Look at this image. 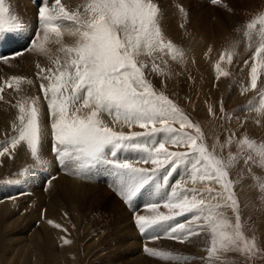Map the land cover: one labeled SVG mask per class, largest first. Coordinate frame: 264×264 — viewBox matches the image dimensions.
<instances>
[{
    "label": "snow or ice",
    "instance_id": "snow-or-ice-1",
    "mask_svg": "<svg viewBox=\"0 0 264 264\" xmlns=\"http://www.w3.org/2000/svg\"><path fill=\"white\" fill-rule=\"evenodd\" d=\"M207 3L228 13L234 11L225 0ZM37 7L39 28L34 38L27 37L28 48L10 56L0 55V60L8 64L28 52L48 57L51 66L36 65L42 98L23 97L13 105L18 110L13 135L0 145V156L11 155L10 150L19 145L30 153L41 173L52 167L41 155L44 136L41 104L46 103L56 168L83 181L107 172L111 177L109 187L133 213V222L146 239L163 237L184 244L192 243V238L202 232L207 233L210 237L207 256L200 257L205 264H224L227 253L239 254L247 264L264 255L255 237L249 239L244 234L241 207L234 190L243 177L230 178L231 169L242 160L264 198V178L253 172V166L264 169V142L249 138L247 118H235L236 130L225 128L223 122L231 121L232 114L225 111L223 102L219 116L209 105V115L227 132L217 154L215 144L209 149L200 123L166 94L173 73L167 58L177 65L186 64V52L166 35V12L159 0H84L75 9L61 0H48ZM172 7L178 15L179 28L191 35L190 11L178 0ZM237 31L242 32L249 48L256 44L249 77L250 88L257 89L264 70V11ZM24 32L19 17L6 6L5 0H0V43L25 38ZM65 34L74 43L65 44L62 39ZM52 45L58 46L56 52L63 53V57H53ZM211 51L209 47L208 52ZM234 54H220L213 65L217 79L230 75L222 69L221 62L227 59L231 64ZM149 75L161 78L160 88ZM25 80L12 76L5 86L19 94ZM36 81L27 79L26 83L35 86ZM3 91L4 87H0V92ZM244 91L248 89H242V94ZM257 111L264 119V108ZM105 114L111 118V125L102 118ZM256 123L261 124V120ZM137 128L140 130H133ZM168 146L176 150H169ZM128 153L134 158H129ZM121 154H125L123 159ZM180 168L184 170L181 178L167 192L169 181ZM53 179L47 180L49 186ZM189 182L192 187H182ZM142 196L149 197L142 207L150 214H140L141 205L134 203ZM161 207L169 212L159 211ZM225 209L231 210L234 219L225 214ZM185 215L189 217L186 223H173ZM47 223L67 231L53 220ZM60 239L63 245L72 243L63 236ZM144 252L182 264L196 259L147 246Z\"/></svg>",
    "mask_w": 264,
    "mask_h": 264
},
{
    "label": "rangeland",
    "instance_id": "rangeland-1",
    "mask_svg": "<svg viewBox=\"0 0 264 264\" xmlns=\"http://www.w3.org/2000/svg\"><path fill=\"white\" fill-rule=\"evenodd\" d=\"M180 1H182L181 2L182 5L186 9H188L191 13L190 14V24L188 25V28L191 27L194 20H196L197 18H200L199 20L202 23H200V25H199L200 27L199 26L197 27L198 29H201L202 25H203V29H206L204 27L209 28V26L212 29L211 30L209 28L208 29L209 31L206 30L205 31L206 34L213 35L214 34V32H213L214 28L219 27L220 29H222L221 27H227L228 29L226 31H229V32H227V33H229V35L227 34L226 42L224 41L223 44L220 46V48L218 47L214 52L211 51L210 53L208 52L209 48L205 47L204 41L201 40L204 37V33L202 34L203 36H201V38L199 37L201 40V41L198 40V41H200L199 43L195 39L191 40L192 41L191 47L193 46V43H194V45H197V46H193V48H192V49H194V52L198 51V49L201 48V46H202L201 49L204 50L202 52L203 57L197 58V60H198V66L197 67L194 63V60L191 57V54H190L191 52H187L188 47L185 48L182 46L181 43H177L179 46L184 48L185 52L187 53L186 55L188 58H186V64H180V65H177L174 62H171L170 58H167L169 60V63L172 64L173 73L171 75V78L168 81V88H167L166 94L169 95L170 98L176 100V102L178 104H180V106L182 108H184V110L191 117H193L197 122L200 123L201 128L205 133L206 143L208 144L209 149L211 150L212 146L215 144L217 154H220L221 150L219 148V144L223 143L224 139L227 137V132L222 130L220 127H218L219 122L216 121L213 117H211L209 115L208 110H207L209 105H212L215 108L217 116H219L220 115L219 106H220L221 102H223L225 111L227 113L232 114L233 119L231 121L226 120L223 122L225 128L231 127L233 130H236L237 129V123H236L235 118L239 117L241 120H245V118H247L246 119V131H247L249 138L256 140L257 143L264 142V127L261 126L262 124H264V121L262 118H261L262 120L260 119V113L257 111V109L264 108V96L261 95V92H264V70L261 71L260 77L258 78L257 89H251L250 88L249 73H250V67H251V63H252L251 57L255 51L256 44H253V46L251 48H249L247 46L248 43H246V38L243 37L242 32L237 31V29H240L242 25L246 24L247 21L252 19L251 17H254V16L258 15L260 12L264 11V8L258 7L260 9L257 8L256 9L257 11L255 10V12L249 17L250 19H248L247 17L243 19V18H240L241 16H243V14L238 13L239 11L235 7L238 0H233V1L227 0V2H226V3L229 2L228 3L229 6L234 10L233 13H228L223 8L220 9L219 7H214L212 5H208L207 3L206 4L201 3V5H200V3H198V2L196 3V4H198V5H196L197 7L195 6V8L197 10L192 13L191 10H194V9H189V7L187 8V5L184 3V0H180ZM174 3H175V1L170 0L169 3H167V4L172 7V5ZM6 6H8V4H6ZM169 7H168V9H167V6L165 7L167 10H169V9L171 10V11L169 10V12L166 9H164L167 12L166 15L168 17L171 14H173L175 16L173 18H174L175 23H176V21L178 19L177 15L175 14L176 10H172V9H174V7H172V9H171V7L170 8ZM205 9H207V10H205ZM246 12H248V10ZM169 13H171V14L169 15ZM198 13H200V14L197 16L196 14H198ZM206 14H209L210 19H209L208 15H207L208 17L206 16ZM194 16L197 18H195ZM167 17L165 18V20L167 19ZM191 17H193V18H191ZM206 18H207L208 24L205 22ZM203 19H205V21H203ZM245 19H247V21ZM213 21L215 23H212ZM245 21H246V23H245ZM177 22H179V20ZM204 22H205V26H204ZM189 33H191V32H189ZM191 34H194V33H191ZM187 36L191 37L190 35H187ZM174 43H176V42H174ZM203 43H204V45H202ZM230 44H231V46H230ZM233 45H235V47H233ZM198 46H200V47L197 48ZM211 49H212V47H211ZM222 52H234L235 54L233 56V61L231 64H229L227 62V59H225L224 61L221 62L222 69L228 71L230 73V75L227 77H220L219 79H217L213 65L217 61H219L220 54ZM206 53H207V55H206ZM160 55L163 56V54H160ZM17 58H19V59L17 60ZM202 59H203V61H201ZM245 61H248V64H245ZM157 62H161V61L158 59ZM27 65H28V58L26 56L16 57V58H14L13 61L10 60V62L8 64H5L4 61H0V76L4 79L3 84H5V81L10 79L12 76H20L21 73L26 69ZM26 77H27V75H26ZM149 79L152 80L153 84L157 88L161 87V78L160 77L155 76V75H149ZM26 80H27V78H26ZM0 81L2 82L1 78H0ZM23 84L21 85V88L22 87L23 88H22V92L20 94H18L16 91L14 93L13 92L14 88H11L9 90V88H5L4 85H0V87H4V91L0 92V94H1L0 96L3 97V99H0V107H1L0 111H2L4 113L3 114L0 112V134H1V132L3 133V131L5 132L6 128L4 127V123L7 122V120L9 119L8 113L6 112L5 109L7 107L10 109L15 108V107H13V105L15 104L13 102H15V101L17 102V100L22 99V97H26L25 94L27 93V85L25 83H23ZM244 88H247L248 91H244L242 94V89H244ZM228 93L230 95H228ZM231 93H232L233 97L229 98L231 96ZM13 94H14V96H12ZM28 94H29V91H28ZM8 95H10V97ZM15 95H16V97H15ZM23 95H25V96H23ZM19 97H21V98H19ZM239 97L241 98V100H236ZM12 98L13 99L18 98V99L13 100ZM8 99L9 100L12 99V100L9 101ZM234 100H236V101H234ZM5 103L9 104L10 106H5L6 105ZM45 107H47V105H44L43 111L45 110ZM43 111H42L41 121H42L43 129L46 130V124H47V122L50 123V121H49L50 118H48L49 120L47 119L46 123H45V120H43V118H44V112ZM257 114H259V116ZM102 118L105 120V122H107L111 125V118L110 117H108L105 114V115H103ZM257 120H261V124L256 123ZM176 127H178V125ZM2 128H4V129H2ZM117 130H120V129H117ZM123 130L126 132L128 131L127 128H124ZM133 130L138 131L140 129L137 128V129H133ZM50 131L51 130L49 129V132H47L46 134L44 133V136L42 139L44 149L41 152V155L46 160L50 154H51L50 156H52ZM8 132L9 131L6 130L5 133H8ZM0 136H2V137H0V145H4L3 142L6 141V138L8 136L2 135V134ZM168 147H169V150H176L171 146H168ZM0 150H2L1 147H0ZM181 150H183V149H181ZM232 151L233 152L236 151L235 146H233ZM129 154H130V158H134L133 154H131V153H129ZM225 154H226V152H225ZM124 155L125 154H121V159L124 158ZM10 157H11V155H10ZM32 159L33 158L30 157V161L28 163H30ZM7 160H9V157L6 159V163H7ZM12 163L13 162H11L10 165ZM183 171H184L183 168H180V170L178 169L177 172L174 173L173 178L169 181V187L166 189L167 192H170L171 191V185L175 184L181 178ZM253 172L255 173V175L257 177L264 178V169L253 166ZM7 173H8V171L5 174L8 175L9 173L8 174ZM63 173L64 172H62L61 174H63ZM99 175L101 177L99 176V178H98V174H97V175H95L97 177H93L91 181H83V180H78V181L86 184V186L90 185V187H96V185L100 186V187H97V188H100V190H101L98 193L105 194V192L103 191V190H105L114 197V200H111L112 203H111V201H109L107 203L108 205L106 204L103 207H98V208L96 207V209H98V210L95 209V210L90 211L91 209H93V207L91 209H89L87 211V214H86V220L88 221L87 226H81L82 223H73L72 221L70 222L73 225L70 224L69 225L70 229H68V232L67 231L64 232V234L65 233L67 235L70 234V237L67 236V239L69 237L70 240L72 241V243L69 244V246L76 244V249H75V252H73V253H65L64 260L62 259V262H63L62 264H111L114 261L115 262L117 261L118 264H120V263L122 264V261H121L122 258L120 257L119 253L115 252V249L121 247L122 246L121 244L123 243V242H120V241H122L121 240L122 238H121V236H119L120 234L117 232V230L115 228V219L116 220H118V219L119 220H126V218L123 217L121 214H115V213H116V210H120V209H117V208H119V205H120L121 209L123 208L126 212H128L130 222H132L131 223V226H132L131 230H134L135 226L133 225L134 222L132 219L133 213L128 209V207H126L121 202V200L113 193L112 189L109 187V184L111 183V178H109L110 176L108 175V173L107 172H100ZM105 175H107V176H105ZM54 176L55 175L52 173L51 174L49 173V175H48L49 179L51 177H54ZM70 176H72V175H70ZM238 177H243V179H240L239 182H237L235 184L234 190L237 194V198L239 200L240 207H241V219H242V222L244 224V234L249 239L255 237V239L258 243V246L261 249H264V198H262L260 195L258 183L248 176L247 169L243 165L242 160L230 171V178L231 179L237 180ZM55 178H57V176ZM47 180L43 179L41 182L36 183L37 187L34 186L33 183L31 185V183H27L24 181L21 185H19V187L23 186V188H22V189H24V190H22L23 194L22 193L19 194V190L16 189L15 194L17 193V195H15V197H14V198H16V200L13 199V202L14 201L17 202L16 203L17 207L15 209L13 208L11 213L12 212L14 213V214L12 213L13 214L12 218L19 220V223H18L19 226L16 225L17 230H20L22 228L23 229H25V228L29 229V225H32V227H31L32 229L27 231V233L29 235V234L33 233L36 229H39L40 227H42V225L45 226V224L47 222H43L44 218L46 221L49 219L51 220V217L47 214L48 213L47 212L48 211L47 210V203L49 202L48 200L51 197H53L52 193H54L53 192L54 187L58 186V183H56V184L54 183L52 186L50 184V186H49L47 183ZM7 181L10 182L11 180H7ZM52 181L53 180H51V182ZM160 183H163L162 179H161ZM29 185H30V187H29ZM182 187L190 188V187H192V185L189 182L187 185H182ZM13 188H16V186ZM36 188H37V190H36ZM38 190H39V192H38ZM35 191H37V192H35ZM95 193H96V191H95ZM22 196H24L25 198H22ZM19 197H20V199H19ZM147 199H149L148 196L145 197V200H147ZM17 200H19V201H17ZM35 200H37V201H35ZM143 201L144 200L140 197V199H138L134 203H138L139 205H141L140 214H150L148 212V210L143 209L142 206L145 203ZM34 205H35V207H34ZM87 206H88V204H87ZM40 207H41V209H40ZM113 210H115V211H113ZM159 211L164 212V213L169 212L168 209H165L163 207H161L159 209ZM173 211H175V210H173ZM224 211L228 217L234 219L230 209H225ZM69 214L70 213H67V215H63V214H61V215L65 216L66 218H68V217L70 218ZM19 215L21 217H17ZM37 215H38V218H37ZM114 216H116V217H114ZM188 218L189 217L187 215L179 216L176 218V220L173 223H180V222L186 223ZM22 221H24V223ZM54 222L59 223L60 225H63L58 220H57V222L56 221H54ZM62 228L67 229L66 226H64V225L62 226ZM137 229L138 228L136 227V230ZM74 230L77 232V235L75 238H74ZM53 231L55 232L56 235H57V233H59L58 235H60L61 232H63L61 229H56V228H54ZM57 231H59V232H57ZM27 233L24 232V234H23L24 236H20L19 238L28 237ZM134 234H135V231H132L131 233L125 234L126 238L129 239V242H128L129 246L131 244V248L129 247V249L131 250L132 253H134L135 250H140L141 253L139 251L138 254H141V256L143 255L144 258H146V260L148 259L149 264H159L160 262L165 264L164 261L166 262V264H168V263L169 264H182V262L177 261V260H171V259L165 260L163 258L150 256L144 252L145 246H147L149 248L156 249L158 251L170 252L173 255L187 256L190 258L195 257L196 259L190 260L189 264H205V261L201 260L200 257H206L207 256L206 248L210 244V237L208 236L207 233L202 232L199 236L193 237L192 243L182 244L183 248H180L178 241L166 239L163 237H161L159 239H155V240L149 239L150 241L148 242V239H146L144 236H141L142 234L141 235L138 234V236L140 237L139 238L140 240L138 241V244H137V242H135L136 244H134V242L133 243L131 242V239L134 240L132 237V235H134ZM53 235H54V233H53ZM12 238H18V237H12ZM118 239H119V241H118ZM145 239L147 242L144 241ZM58 241L56 242V244L60 243V245L62 246L63 244H62L60 238H58ZM93 241H95L94 242L95 244L92 243ZM116 241H118V242H116ZM193 241H194V243H193ZM119 243L121 246L119 245ZM92 244H94L92 247L96 246L97 247L96 249L101 251L100 254H99V252L97 253L98 250L96 251V249L89 252L90 251L89 245H92ZM66 246H68V245H66ZM189 248H191V249H189ZM113 251L115 253H113ZM8 255L9 254L6 253L5 250L2 249L0 251V264H19V263L25 264V258L24 257L22 259V258H18L15 256L12 257V255H9L10 259H11L10 263L4 262L5 257H7ZM104 257L106 259H104ZM120 258H121V260H120ZM107 259H108V261H107ZM223 259H224V264H247V262L245 261V258L240 256L237 253H227ZM26 260H27V257H26ZM151 261H152V263H151ZM146 264H148V263H146ZM217 264H220V262H217ZM253 264H264V255H258L255 258Z\"/></svg>",
    "mask_w": 264,
    "mask_h": 264
},
{
    "label": "bare ground",
    "instance_id": "bare-ground-1",
    "mask_svg": "<svg viewBox=\"0 0 264 264\" xmlns=\"http://www.w3.org/2000/svg\"><path fill=\"white\" fill-rule=\"evenodd\" d=\"M43 1H44V3H48V0H43ZM169 1L170 0H159V3L161 4L163 9H166L165 8L166 6H167V9H168V7L170 5H168L167 3H169ZM173 1H175V0H173ZM61 2L64 3L65 5H67L68 7L75 9L78 5L83 4L84 0L83 1L82 0H61ZM197 2L200 3V5H201V3H205V2L200 1V0H184V3L187 5V8L189 7V9H194V10H191L192 13L197 10L195 8V6L198 5V4H196ZM5 3L8 4V7L12 11V13L15 14L16 16H18L19 19L22 21L23 25L25 26L24 34H26L27 36H33V38H34L36 30H38V28H39V22L37 23V21H36V18H38V12H37L38 8L33 7L30 4V2H26L25 0H5ZM49 6H51V5H49ZM235 7L238 9V11H239L238 13L243 14V16H241L240 18L244 19V18L247 17L248 19H250L249 17L255 12V10L258 7L264 8V0H238V2L236 3ZM171 9H172V7H171ZM258 9H260V8H258ZM169 10H167V11L169 12ZM172 10H175V9H172ZM205 10H207V9H205ZM247 10H248V12H246ZM170 14L171 13H169V15ZM175 14H176V11H175ZM199 14L200 13H198L196 15L198 16ZM172 15L173 14H171L168 17L166 15L167 19L164 21V25H165V28H166V35H168V37L170 39H172L174 42L181 43L183 47L188 45V48H187L188 51L187 52H191L190 54H191L192 59L194 60V63L196 65V67L198 66L197 58L203 57L202 52L204 50L201 49L202 46H201V48H199L200 46H198L197 47V48H199L198 51L194 52V49H192V48H193V46H197V45H194V43H193V46L191 47V45H192L191 44V42H192L191 40H194V39L197 40V41L200 40L201 36H203L202 34L204 33V37L201 40L204 41L205 47H212V51L214 52L218 47L220 48V46L223 44L224 41L226 42L227 34L229 35V33H227L229 31H226L228 29L227 27H221L222 29H220L218 26H217L218 28H214V31H213L214 34L213 35L206 34L205 31L208 30L210 28V26H209V28L208 27H204L206 29H203V25H202L201 26L202 30L198 29L197 27L202 22L199 20L200 18H197V17L194 16L197 19L194 20L193 24L191 25V27L188 28V32H191V33H194V34H191L190 35L191 37H189V36H187L184 33L183 29L179 28V26H178L179 22H177L179 19H177V21L175 23V20L173 18L175 16L174 15L172 16ZM207 15L209 16V14H206V16ZM177 17H178V15H177ZM191 18H193V17H191ZM251 18H254V17H251ZM209 19H210V16H209ZM245 20L247 21V19H245ZM203 21H205V19H203ZM214 21L212 23H215ZM246 21H245V23H246ZM205 22L207 23V18H206ZM205 22H204V26H205ZM62 39H63L65 44L70 45V44L74 43L73 38L71 36L67 35V34H65L62 37ZM200 41H198V43ZM204 43L202 45H204ZM246 43H248V42L246 41ZM3 44H5V42L0 43V46H2ZM230 46H231V44H230ZM51 47H52V55H53V57H55L56 55H60L61 57H63V53H57L56 52V48L58 47L57 45H52ZM23 56H26L28 58V65H27L26 69L21 73V75L19 77L25 78L26 75H27V77H26L27 79H32V80L36 81V75H35L36 72H37L36 65L39 63L42 66H51V63H50L48 57H46V56L36 55L34 53H28V52H25V54ZM186 58H188L187 55H186ZM201 61H203V59ZM25 84L27 85V93L25 94L26 97L40 96L42 98L43 94L39 91V87H38L39 82L38 81H36L35 86L28 85L26 83V80H25ZM1 85L5 86V84H1ZM5 88H7V87L5 86ZM10 89L11 88H9V90ZM13 90L12 91L15 93V89H13ZM28 91H29V94H28ZM16 95H15V97H16ZM25 95H23V96H25ZM228 95H230V94L228 93ZM8 96L10 97V95H8ZM12 96H14V94ZM232 97H233V95L231 93V96L229 98H232ZM19 98H21V97H19ZM14 99L17 100L18 98H14ZM11 100H9V101H11ZM236 100H241V98L239 97ZM236 100H234V101H236ZM13 103H16V101L13 102ZM44 105H46V103L42 102V104H41L42 111L44 109ZM5 106H10V105L6 104ZM5 110L8 113L9 119L7 120V122L4 123V127L9 132L5 133L6 132V130H5V132L3 131V133L1 132V134L8 136L6 138V141H7L13 135L12 125H13V121L16 119V116L18 115V110L16 108L10 109L8 107ZM0 112L3 113L2 111H0ZM43 112H44L43 120H46L47 117H48V115H47V107H45V110ZM257 115L259 116V114H257ZM260 119H261V116H260ZM263 121H264V119H263ZM2 129H4V128H2ZM49 129H50V123L47 122L46 130L44 131V133L46 134L47 132H49ZM0 137H2V136H0ZM43 149H44V145L42 143L41 152L43 151ZM10 151L12 153L11 154L12 158L10 157L9 154H6L5 156H0V249L1 250L2 249L5 250V252L8 253L9 255H12V257L15 256V257L22 258V259L24 257L25 258V264H62L63 263L62 259L64 260L65 253H73V252H75L76 244H73L72 246L71 245L70 246L69 245L68 246H66V245H64V246L62 245L61 246L60 243L56 244V242L58 241V238H60L62 236L66 237V238H67V236L70 237V234L69 235H67L66 233L64 234V231H63V232H61L60 235H58L59 233H57V235H58L57 236L55 234V232L53 231L54 228L52 226H50L48 223H46L45 226L42 225V227H40L39 229H36L33 233H31L29 235H28L27 231L32 229L31 228L32 225H29V229L28 228H25V229L22 228L20 230L16 229V225H18L19 220L12 218L14 213L12 212L13 213L12 214L11 211L13 210V208L15 209L17 207V205H16L17 202L16 201L13 202V199L16 200V198H14L15 195H17V193L15 194L16 189L19 190V194L23 192L22 190H24V189H22L23 186L19 187V185H21L25 181L27 183H31V185L33 183L34 186L37 187L36 183L41 182L43 179L47 180V177H48L49 174L46 175V173L48 171H49L48 173H50V174L51 173H55L57 178L53 179V181L51 182V186L54 183L55 184L58 183V186L54 187V191H53L54 193H52L53 197L50 198L48 196L50 198L48 200L49 202L47 203L45 201L47 203V210H48L47 214L51 217V220H54L56 222L58 220L61 224L66 226L67 232H68V229H70L69 225L71 224L70 223L71 221L73 223H82L83 225L81 224V226H87L88 225V221L86 220L87 211L89 209H91L92 207H93V209H91L90 211L95 210L96 207L98 208V207L105 206L109 201L114 200V197L111 194H109L107 191L103 190V189L102 190L105 192V194L98 193L99 191H101L100 188H97V187H100L98 185H96V187H90V185L86 186V184L78 181V179L75 176H70V175H67L65 173H63V174L60 173L59 174L58 170H57V168L55 166L54 157L53 156L51 157L50 156L51 154L47 157V160L52 164V167L47 172L41 173V171L37 167H35L34 159H32L30 163H28L30 161L31 155H30L29 152H27L25 150V148H21L18 145L16 150H10ZM8 157H9V160H7V163H6V159ZM11 162H13V163L10 165ZM7 171L9 173V174L7 173L8 175L5 174ZM100 175L98 174V178H99ZM105 176H107V175H105ZM94 177H97V176H94ZM109 178H111V177H109ZM7 180H11V181L8 182ZM15 186H16V188H13ZM29 187H30V185H29ZM36 190H37V188H36ZM95 191H96V193H95ZM35 192H37V191H35ZM38 192H39V190H38ZM145 197L146 196H142L141 197L144 200L143 202L146 201ZM22 198H25V197L22 196ZM19 199H20V197H19ZM17 201H19V200H17ZM35 201H37V200H35ZM111 203H112V201H111ZM87 204H88V206H87ZM34 207H35V205H34ZM40 209H41V207H40ZM117 209H120V210H116L115 214H121L123 217L126 218V220H119V219L116 220L115 219V228H116L117 232L120 234L119 236H121V238H122L121 239L122 241H120V242H123L121 244L122 246L119 243V245L121 247L116 248L115 252L119 253L120 257L122 258V260L120 258V260L122 261V264H146V263L149 264L148 259L146 260V258H144L143 255H142L143 256L142 257L141 254H138L140 250H135L136 253L135 252L132 253L131 250L129 249V247L131 248V244L129 246V243H128L129 239L126 238L125 234L131 233L132 231H134V230H131V228H132L131 223L132 222H130L128 212H126L123 208H122L123 209L122 210L120 208V205H119V208H117ZM96 210H98V209H96ZM113 211H115V210H113ZM67 213H70L69 214L70 218L69 217L66 218L65 216H63V215H67ZM61 214H63V215H61ZM17 217H21V216L19 215ZM114 217H116V216H114ZM37 218H38V215H37ZM22 222L24 223V221H22ZM43 222H47L45 220V218H44ZM71 225H73V224H71ZM24 232L27 233L28 237L19 238L20 236H24L23 235ZM57 232H59V231H57ZM53 233H54V235H53ZM76 235H77V232L74 230V238L76 237ZM134 235H132L134 240L131 239V242L132 243L134 242V244H136L135 242H137V244H138V241L140 240L139 239L140 237L138 236L137 232H135ZM12 237H18V238H12ZM69 237H68V239H70ZM119 239H118V241H119ZM118 241H116V242H118ZM94 242L95 241H93L92 243H94ZM193 243H194V241H193ZM94 244L89 245L90 246L89 247V250H90L89 252H91L92 250H95L97 248L96 246L92 247ZM179 246H180V248H183V245L181 243H179ZM189 249H191V248H189ZM97 250L98 249H96V251ZM98 252H99V254L101 253L100 250H98L97 253ZM115 252L113 251V253H115ZM140 253H141V251H140ZM9 255L7 257H5L4 262H8V263L11 262V259H10ZM26 257H27V260H26ZM104 259H106V258L104 257ZM107 261H108V259H107ZM152 261H151V263H152ZM160 263L163 264L162 262H160ZM164 263L166 264L165 261H164ZM111 264H118V263H117V261L116 262L114 261Z\"/></svg>",
    "mask_w": 264,
    "mask_h": 264
}]
</instances>
